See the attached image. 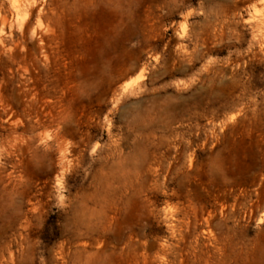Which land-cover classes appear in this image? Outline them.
I'll return each mask as SVG.
<instances>
[{
    "label": "rangeland",
    "instance_id": "1",
    "mask_svg": "<svg viewBox=\"0 0 264 264\" xmlns=\"http://www.w3.org/2000/svg\"><path fill=\"white\" fill-rule=\"evenodd\" d=\"M0 264H264V0H0Z\"/></svg>",
    "mask_w": 264,
    "mask_h": 264
}]
</instances>
